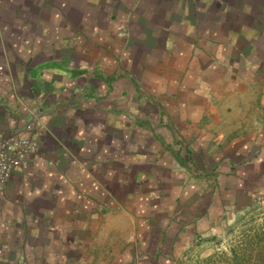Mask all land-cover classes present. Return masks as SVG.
Listing matches in <instances>:
<instances>
[{
  "label": "crops",
  "instance_id": "0c3cea01",
  "mask_svg": "<svg viewBox=\"0 0 264 264\" xmlns=\"http://www.w3.org/2000/svg\"><path fill=\"white\" fill-rule=\"evenodd\" d=\"M34 115L0 264H178L264 189V0H0V136Z\"/></svg>",
  "mask_w": 264,
  "mask_h": 264
},
{
  "label": "rangeland",
  "instance_id": "374dc122",
  "mask_svg": "<svg viewBox=\"0 0 264 264\" xmlns=\"http://www.w3.org/2000/svg\"><path fill=\"white\" fill-rule=\"evenodd\" d=\"M251 183L262 182L255 179ZM256 184H248V189H243L239 205L231 211H224L222 225L204 235L201 247L189 249V256L178 264H202V260L206 258H211L213 264L230 263L229 250L237 245L240 232L264 228V189ZM252 253L255 254V251Z\"/></svg>",
  "mask_w": 264,
  "mask_h": 264
},
{
  "label": "built area",
  "instance_id": "2783aa9c",
  "mask_svg": "<svg viewBox=\"0 0 264 264\" xmlns=\"http://www.w3.org/2000/svg\"><path fill=\"white\" fill-rule=\"evenodd\" d=\"M39 123L38 115L24 127V136L10 134L0 136V192L17 167H24L29 163V157L35 155L39 149V141L32 136L34 127Z\"/></svg>",
  "mask_w": 264,
  "mask_h": 264
},
{
  "label": "trees",
  "instance_id": "16d2710c",
  "mask_svg": "<svg viewBox=\"0 0 264 264\" xmlns=\"http://www.w3.org/2000/svg\"><path fill=\"white\" fill-rule=\"evenodd\" d=\"M238 238L237 245L229 250V264H264V228L243 230ZM202 264H213L212 259L206 258Z\"/></svg>",
  "mask_w": 264,
  "mask_h": 264
}]
</instances>
